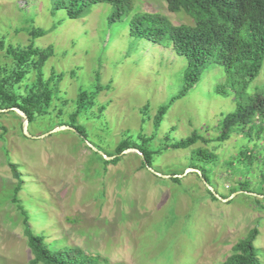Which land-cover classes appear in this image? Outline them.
Masks as SVG:
<instances>
[{
    "label": "rangeland",
    "instance_id": "1",
    "mask_svg": "<svg viewBox=\"0 0 264 264\" xmlns=\"http://www.w3.org/2000/svg\"><path fill=\"white\" fill-rule=\"evenodd\" d=\"M132 2L134 11L113 24L108 4L59 24L50 0H0V41L5 36L7 44L27 47L33 28L45 30L34 42L54 48L44 73L48 77L53 70L62 77L49 113L29 124L31 137L24 134L21 116L0 109V264H29L34 258L24 217L12 202L18 180L11 164L22 180L19 198L31 215L45 218L30 226L45 233L54 248H78L112 264H222L257 228L255 245L264 264L263 165L246 157V147L254 149L257 140L249 143L234 134L224 143L191 147L220 156L216 166L205 168V178L195 169L200 164L191 160V149L167 148L171 139L194 131L205 138L218 135L219 124L238 103H250L258 89L264 90V68L242 89L224 67L213 64L180 96L187 84V58L177 56L170 43L131 37L128 23L137 12L166 16L176 26L194 25L193 19L183 11L170 13L165 0ZM3 64L14 67L0 50ZM99 85L103 90L94 110L104 106V116L80 117L86 138L70 126L69 116L76 98ZM222 85L228 96L217 93ZM162 107L168 112L155 132L153 121ZM62 127L74 130H58ZM141 130L156 135L150 143L151 150L160 151L154 167H143L134 152L122 154L117 164L101 160L102 150L114 152L122 139ZM239 181L248 183L245 191L231 194Z\"/></svg>",
    "mask_w": 264,
    "mask_h": 264
},
{
    "label": "trees",
    "instance_id": "2",
    "mask_svg": "<svg viewBox=\"0 0 264 264\" xmlns=\"http://www.w3.org/2000/svg\"><path fill=\"white\" fill-rule=\"evenodd\" d=\"M165 1L170 13L183 11L193 19L194 25L176 26L166 16L137 12L128 23L129 31L131 37L147 39L159 45L170 43L177 56L187 58L189 73L184 77L187 84L180 96H184L185 92L199 81V73L213 64L224 67L230 74L233 85L242 89L247 88L259 76L264 68V0ZM100 4L111 5L114 9L108 17L109 24L122 20V17L129 16L134 11L132 0H50V10L60 24L66 20L83 18L91 7ZM30 20L34 23V16ZM45 35V30L33 28L32 42L27 47L7 44L5 36L0 41V50L4 51L14 64L11 70L4 64L0 65V109L18 108L27 115L30 124L38 116L49 113L55 94L59 91L58 85L62 81V77L56 76L53 70L48 77L44 73L46 63L54 54V48L53 45L43 48L34 42ZM102 90L99 85L96 92H82L76 98L75 110L69 116L70 126L86 138V127L80 124L79 119L84 114L93 118L104 116L103 105L97 112L94 110L95 97ZM217 93L228 96L224 85L218 86ZM167 112L168 107L158 110L153 121L155 132L161 128ZM218 132L214 138H205L194 131L190 136L171 139L172 143L167 148L187 150L198 142L224 143L234 134H240V137L248 138L249 143H255L257 140L254 149L246 147L249 149V155L246 157L250 164H253L255 159L262 162L264 171V90L258 89L250 98V103H238L236 110L221 121ZM155 138V134L148 136L141 130L135 136L130 135L122 139L115 145L114 152L102 150L106 156L114 159L106 160L103 156L100 158L106 165L117 164L122 160L121 155L125 151L137 149L143 154H137L142 157L143 167H154V157L160 153L150 149V143ZM165 139L170 140L169 137ZM189 155L192 161L200 164L195 169L200 171L203 178L205 168L216 166L220 160L218 154L202 146L191 149ZM238 155L244 157L245 153L240 151ZM11 168L14 178L18 180L13 190L12 202L24 217L25 235L34 256L29 264H112L106 259L87 255L78 248H54V243L47 242L45 233H35L30 223L44 222L45 218L31 215L29 205L19 198L22 189L21 176L16 164H11ZM172 181L178 179L172 178ZM238 183L237 188L231 189V194L245 191L248 183ZM258 235L257 228L251 230L222 264H262V250L255 245Z\"/></svg>",
    "mask_w": 264,
    "mask_h": 264
},
{
    "label": "water",
    "instance_id": "3",
    "mask_svg": "<svg viewBox=\"0 0 264 264\" xmlns=\"http://www.w3.org/2000/svg\"><path fill=\"white\" fill-rule=\"evenodd\" d=\"M9 110H12V111H14V112H16L19 116H21L23 119H24V124H23V131H24V134L26 135V136H28V137H31V135L29 134V132H28V128H29V119H28V117H27V115L23 112V111H21L20 109H18V108H12V109H5V110H3V111H9ZM70 129V130H74V129H72L71 127H62V128H58V130H64V129ZM131 152H134V153H136V154H138V155H140V156H143V154L139 151V150H137V149H128L127 151H125L123 154H128V153H131ZM101 154H102V156L106 159V160H112V159H114V157H108V156H106V154H104L103 152H101ZM188 172H196V170H194V169H189L188 171H187V173ZM197 172H199V171H197ZM200 173V172H199ZM201 174V173H200ZM235 194H237V193H235ZM235 194H233V195H235Z\"/></svg>",
    "mask_w": 264,
    "mask_h": 264
}]
</instances>
